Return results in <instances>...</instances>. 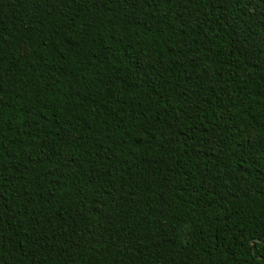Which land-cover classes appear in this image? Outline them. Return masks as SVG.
<instances>
[{
  "label": "trees",
  "instance_id": "obj_1",
  "mask_svg": "<svg viewBox=\"0 0 264 264\" xmlns=\"http://www.w3.org/2000/svg\"><path fill=\"white\" fill-rule=\"evenodd\" d=\"M0 264H264V0H0Z\"/></svg>",
  "mask_w": 264,
  "mask_h": 264
}]
</instances>
